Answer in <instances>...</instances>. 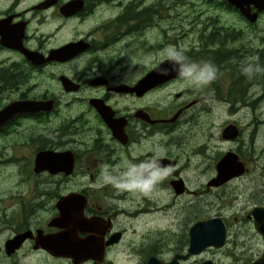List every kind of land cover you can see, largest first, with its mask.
Listing matches in <instances>:
<instances>
[{
  "label": "flooded vegetation",
  "instance_id": "af4514ba",
  "mask_svg": "<svg viewBox=\"0 0 264 264\" xmlns=\"http://www.w3.org/2000/svg\"><path fill=\"white\" fill-rule=\"evenodd\" d=\"M44 1L0 0V113L5 114L0 124V170H30L33 192L19 202L14 224L0 216L7 231L0 236V264H216L229 244L235 253L231 264H251L260 258L264 237L255 225L264 231L262 157L255 159L257 171L252 176L247 161L234 150L211 152L210 124L209 137L200 143L194 133L202 126L199 118L215 105L254 110L262 106L264 68L260 51L255 45L251 50L250 43L260 38L257 22L264 10L249 21L217 0L238 20L221 28L211 18L197 29L194 20L187 19L188 28H179L178 38L200 35L197 55L203 58L190 50L184 55L210 61L218 70L216 78L203 87L183 88L187 83L176 75L135 92L137 82L168 59L139 74L125 62L138 50L141 38L144 47L149 29L166 22L163 0ZM241 41L249 46L227 47ZM68 44H75L76 52L59 59L51 56ZM149 48L144 47L146 52ZM26 53L36 59L29 60ZM221 72L228 82L219 95ZM171 88L179 89L171 94ZM201 102H206L205 109ZM23 122L30 126L21 128ZM226 126L237 132L232 140L221 138ZM240 134L234 123L227 122L217 139L234 142ZM13 136L16 140L7 142ZM254 141L256 137H251V151ZM23 148L30 149L28 156L20 154ZM159 149L161 163L173 171L151 197L120 191L102 174V166L123 170L128 162L150 159ZM228 153L236 156L239 175L213 184L217 164ZM41 155L47 158L45 164L39 163ZM198 158L206 163L200 165ZM240 180L246 183L238 212H224L213 202L199 210L201 197ZM71 195L75 198L58 206ZM59 208L71 219L67 224L74 237L63 235L57 222ZM212 219L220 220L224 228L223 244L198 252L190 230ZM73 239L81 244L67 243ZM75 249L82 252L54 251Z\"/></svg>",
  "mask_w": 264,
  "mask_h": 264
},
{
  "label": "rangeland",
  "instance_id": "374dc122",
  "mask_svg": "<svg viewBox=\"0 0 264 264\" xmlns=\"http://www.w3.org/2000/svg\"><path fill=\"white\" fill-rule=\"evenodd\" d=\"M40 0H31V2H37ZM29 2V1H28ZM25 2V3H28ZM150 3V0H149ZM166 22L161 25L160 28L155 27L149 29L144 36V47H150L146 52L142 46L143 38L136 43L138 50L134 49L133 53L128 55V59L125 61L134 70V74H139L143 70L151 67L155 62L168 58L165 54V49L172 46L183 53L190 50L197 55L198 43L197 36L188 35L184 38H178L180 29L188 28L189 22L187 19L192 18L196 24V28L200 29L206 27L208 19H217L218 26L222 28L229 23H233L238 18L233 14H227L226 8L220 5L216 0H163ZM165 17V16H164ZM177 27L169 30L171 26ZM162 29L165 30V34L162 33ZM257 29L260 31L258 34L260 38L253 44L250 43L252 50L253 45L255 49L260 51V66L264 68V13L261 14L258 22ZM134 40L137 41L136 32L134 33ZM249 46L245 41L235 42L228 44L227 47L238 48L240 45ZM158 45L163 46L162 49L158 48ZM197 57H201L199 54ZM193 62H202L203 60H190ZM219 95H221L228 82V78L223 72L219 73ZM191 84L182 86L190 87ZM181 87V86H180ZM179 88H171L169 91L172 93ZM264 89V70L262 71L261 91ZM264 93V92H263ZM264 99V97H263ZM168 105V100H167ZM206 102H201L200 107L206 108ZM197 108H193L195 111ZM259 111V114L257 113ZM209 118H207V116ZM198 120V126L195 133V139L197 143H200L204 137H209L206 134V126L210 124L211 131L213 133V146H211V152H224L227 150H234L238 156L247 161L250 174L254 176L257 171L255 159L262 157L264 162V101L262 106L257 110L250 109L249 107L240 106H217L213 107V111L210 114H204ZM227 122L234 123L241 134L234 142H221L219 139L220 128ZM30 126L29 123L23 122L21 128ZM18 131H24L18 128ZM256 137L254 141V151L250 150V138ZM16 136L11 137L8 141H15ZM8 149V148H7ZM30 149L23 148L20 152L23 156H28ZM200 165L206 163V160L198 158ZM30 170H18L12 167H6L4 170H0V216H6V221L14 224L19 212V202L25 201V198L29 195H33L31 191ZM246 183L244 180L234 181L230 185H227L219 190L211 192L209 195L200 198L199 210L204 209L205 202H213L214 207H222L224 212H238L240 208V202L244 201L243 186ZM250 184V183H249ZM248 185V184H247ZM97 189V188H96ZM94 189V190H96ZM247 188H245V191ZM100 202L103 200L101 197ZM198 210V211H199ZM39 217L44 216L41 212L38 213ZM238 217V215H236ZM7 231L0 225V236L6 234ZM232 257H235V253L232 252L230 244L223 250L218 256L216 264H231ZM219 259L222 261L220 262ZM238 259V258H237Z\"/></svg>",
  "mask_w": 264,
  "mask_h": 264
},
{
  "label": "water",
  "instance_id": "95a60500",
  "mask_svg": "<svg viewBox=\"0 0 264 264\" xmlns=\"http://www.w3.org/2000/svg\"><path fill=\"white\" fill-rule=\"evenodd\" d=\"M54 0H45L43 4H49L53 2ZM228 5L232 6L235 10H237L245 19L252 21L255 18L256 12H261L264 10V0H223ZM250 8L254 9V13L250 14ZM250 15V16H249ZM77 46L75 44H68L64 45L61 48L54 50L51 53V56L56 59L64 58L67 56L72 55L74 52H76ZM33 53H26V58L29 60H32L35 58L33 57ZM36 59V58H35ZM49 59V57H48ZM47 59V60H48ZM39 60V59H37ZM158 66H162L165 69H168L167 75H160L158 74ZM177 70L176 66L169 62V59L159 63L155 68H153L148 74L145 75L144 78H142L140 81L137 82L136 86L133 88L135 92H141L143 90H146L153 86L156 82L166 81L169 78L176 76ZM30 107V106H29ZM5 116L4 112L0 113V124L4 121L2 118ZM237 132L234 129L233 126H226L221 131V138L224 140H232L235 138ZM46 157H43V155L40 156L39 163L45 164ZM239 162L236 160V156L228 153L225 155L217 164L216 172L217 176L215 181H213V184H219L227 179L239 175ZM68 196L64 198L61 202H59V205H62V203L69 201L71 198H75ZM60 216L57 218V222L59 223L60 227L63 229V235L74 237V234L72 232V227L67 224L71 221V219L68 218V216L64 213V210L59 208ZM256 209L251 211L252 216H254ZM72 218V217H70ZM255 222V219H254ZM255 228L257 231H259L262 236L264 237V231H260L259 226L255 225ZM190 236L191 241L194 243H197L198 252L205 246L212 245L214 247H220L223 244V239L225 236L224 228L218 219H212L205 222H199L195 224L192 227V230H190ZM23 235H21L22 237ZM20 237V238H21ZM70 245H75L76 247L81 244L80 241L73 239L67 241ZM56 242H54L55 244ZM55 252H62L66 255L71 254H78L81 253V250L75 249V250H54ZM190 251V248H189ZM71 257V256H70ZM203 264H209V262H204ZM251 264H264V251L262 253V256L258 258L256 261L252 262Z\"/></svg>",
  "mask_w": 264,
  "mask_h": 264
},
{
  "label": "clouds",
  "instance_id": "9594fccd",
  "mask_svg": "<svg viewBox=\"0 0 264 264\" xmlns=\"http://www.w3.org/2000/svg\"><path fill=\"white\" fill-rule=\"evenodd\" d=\"M165 54L176 66L177 75L187 84L203 87L216 78L218 70L210 61H190L182 51L172 46L165 49ZM158 74L167 75L168 69L158 66ZM162 154L163 149H159L152 158L139 163L128 162L123 170L115 172L102 166V174L120 191L151 197L173 171L170 165L161 163Z\"/></svg>",
  "mask_w": 264,
  "mask_h": 264
},
{
  "label": "trees",
  "instance_id": "16d2710c",
  "mask_svg": "<svg viewBox=\"0 0 264 264\" xmlns=\"http://www.w3.org/2000/svg\"><path fill=\"white\" fill-rule=\"evenodd\" d=\"M217 1V0H216ZM218 2V1H217ZM220 5H224L225 3L224 2H218ZM198 42L200 43V42H202L201 40H202V37L200 36V35H198Z\"/></svg>",
  "mask_w": 264,
  "mask_h": 264
}]
</instances>
